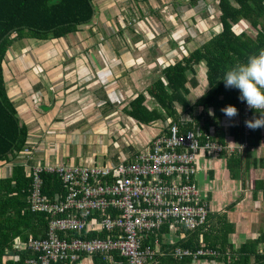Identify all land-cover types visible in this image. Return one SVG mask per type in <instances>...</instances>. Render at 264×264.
Wrapping results in <instances>:
<instances>
[{"label":"crops","instance_id":"obj_1","mask_svg":"<svg viewBox=\"0 0 264 264\" xmlns=\"http://www.w3.org/2000/svg\"><path fill=\"white\" fill-rule=\"evenodd\" d=\"M95 1L98 3V0ZM194 7L197 5H189L185 11L183 7H180L182 10H177V14L186 15L184 20L186 26H178L177 23L174 26L170 23L167 28L168 33L158 31L155 23L145 22L146 17L136 18L134 50L126 49L124 43L113 51L111 46L103 45L105 41L98 32L97 36L100 38L96 43H98L99 55L94 53L87 29H94L97 24H100L95 25L97 11L92 23L85 26L87 31L83 36L78 30L64 39L26 40L25 45L23 43L15 51L16 55L19 53L21 55L19 62L15 56L11 57L14 46L9 48L3 62L4 84L7 95L15 106L20 124L28 130L25 146L32 150L33 159L36 162L49 164L66 163L63 157L70 160L68 146L77 147V142L80 143L78 133L91 125L102 126L99 131H93L94 133L98 132L100 135L109 133V138L105 142L107 143L106 158L113 162L123 159L125 150L122 151L120 148L115 153H108L109 144L120 141L119 135L124 136L126 131L127 133L131 131L130 127L137 129L138 133L133 132L136 134V141L140 144L139 148L132 145V148H129L132 152L142 149L143 145L146 146L148 138L159 134L166 120L140 126L116 110L106 115V108L110 105L115 107L114 105L117 104L121 106V109L137 94L146 93L147 87L157 78L161 69L174 59L178 60L182 52H186L185 50L192 51L212 35L221 32V25L218 23L219 10L214 3L210 6L214 9L216 16L212 21L208 19L205 11L197 13ZM104 10L101 8V11ZM192 10L194 14L203 13L205 18H199L198 15L189 18L188 13H192ZM104 14H107V11H104ZM176 17L177 15H174L175 20ZM110 20L111 18L108 20L104 18L108 27L111 26ZM121 28H123L122 25ZM233 31L236 34L246 32L252 37L256 34L245 20L235 24ZM76 38L83 39L84 43H81L83 48L79 47L80 44H75ZM105 40H109L113 46L116 45V42L108 37ZM199 41L201 42L198 43ZM126 44L130 45L129 42ZM6 66L10 71L6 70ZM155 73L158 74L155 75ZM198 75L200 86L191 93L192 101L206 88L204 69L200 70ZM93 108H97L100 115L99 121L96 119L95 122H99L97 125L92 122ZM103 115H105L104 118ZM110 118H116V122L120 126L124 124L127 129L118 125L121 129L118 132L114 127L103 126ZM225 121L226 119L221 121L222 129L227 131L232 126H227ZM235 122L234 118L231 124L234 125ZM132 123H135L136 127ZM80 125L83 127L79 130L75 129L74 126ZM224 137L222 143L234 148L233 151H224L219 155L200 153L196 159L194 177L195 185L200 190L202 201L208 211L207 220H211V223L216 226L215 231L205 234L206 229L172 230L166 225L158 234L161 248H165L164 243L175 245L177 242L187 241L189 236L193 235L194 242L198 244L201 241L204 245H214L216 248L231 245L234 250H238L248 241L264 236V195L261 190L254 192V182L264 179V128L260 130L259 144L248 151H245L246 148L241 149L239 146L242 143L235 140L233 136L224 134ZM61 143H65L63 145L65 153L61 149ZM8 158H10L8 161L0 163V179L9 177L12 168L21 161L18 154ZM91 158L92 156L89 157ZM145 244L149 245L148 242ZM257 247L262 254L263 244L258 243ZM10 252L7 248L4 251L8 254H11ZM226 260L229 261L227 258ZM226 260L200 259L193 263L227 264ZM78 264H93V262L86 257Z\"/></svg>","mask_w":264,"mask_h":264},{"label":"trees","instance_id":"obj_2","mask_svg":"<svg viewBox=\"0 0 264 264\" xmlns=\"http://www.w3.org/2000/svg\"><path fill=\"white\" fill-rule=\"evenodd\" d=\"M94 1L0 0V163L8 161L10 159L8 157H13L25 148L28 131L20 124L15 106L6 92L3 62L7 51L18 43L21 46L26 40L64 39L76 33L81 26L91 23L95 15ZM149 1L151 0H140L142 3ZM199 1L201 0L188 2L186 0V3L194 6ZM212 1L217 4L219 10L218 23L221 25V32L212 35L192 51L182 52L178 60L160 70L157 78L147 87L146 93L141 92L127 101L119 112L140 125L165 121L167 118L178 121L191 117V122L180 127L181 133L193 129L194 124H201L205 131L212 128L214 137L220 143L224 142V134H227L240 143L244 142L245 151H248L259 144L261 128L249 129L248 134L244 135L245 117L242 110L243 102L239 99L240 93L236 89H226L223 80L227 69L246 63L249 56L264 49V0ZM240 20H245L256 31L254 37L246 32L236 34L233 31V26ZM196 68H200L201 71L204 69L206 88L199 97L191 101L189 96L200 86L198 75L200 71L198 73ZM145 94L151 101H147ZM227 105L235 106L239 115L235 117V124L225 131L222 129L221 121L226 117L220 109ZM209 109L213 114H209ZM260 115H264V110H252L248 119L253 116L259 118ZM40 176L41 193L49 201L53 200L55 195L65 196V190L56 175L42 173ZM30 187L31 180L20 165L12 168L9 177L0 179V264L8 254L4 253L5 249H10L15 237H20L21 240L28 237L42 238L47 232L48 215L41 212L32 213L28 209L27 196ZM259 190L264 195V179L254 182V192ZM62 216L58 215L57 219L63 218ZM215 228L216 226L208 219L198 230L206 229L207 232L204 233L207 234L210 231L213 233ZM58 236L62 238L61 233H58ZM88 236L96 237L100 234L92 231ZM194 239L195 236L191 235L185 242L164 245L169 248L181 246L192 249L199 245ZM258 243L263 244L262 254L257 247ZM208 246L221 254L218 258H205L208 260H226L225 255L228 252L230 258H227L229 260H226L227 264H264V236L248 241L238 250H234L231 245L229 247L222 245L219 248L206 245ZM19 253L22 252H11L13 255ZM111 255L113 257L114 252ZM90 259L93 264H110L109 260L102 258L100 254H93ZM156 260L158 261V256ZM159 264L194 263L189 258L175 260L167 256L159 258Z\"/></svg>","mask_w":264,"mask_h":264},{"label":"built area","instance_id":"obj_3","mask_svg":"<svg viewBox=\"0 0 264 264\" xmlns=\"http://www.w3.org/2000/svg\"><path fill=\"white\" fill-rule=\"evenodd\" d=\"M242 110L249 120L253 109L243 102ZM187 122L191 120L186 117L167 118L163 130L137 152L126 142L123 159L115 163L36 162L25 146L18 153V165L31 180L28 209L48 215L47 232L42 238L15 237L9 250L22 253L7 254L1 264H75L93 254L102 255L110 264H159V258L167 256L194 262L221 256L201 241L192 249L161 248L158 238L166 225L172 230L195 231L205 224L208 211L194 182L197 156L234 149L220 143L213 129L205 131L201 124L181 133L180 127ZM248 131L244 123V135ZM239 147L246 148V144ZM42 173L56 175L65 196L55 195L51 201L43 196ZM58 215L63 218L57 219ZM92 231L100 236L89 237ZM225 257L230 258L228 253Z\"/></svg>","mask_w":264,"mask_h":264},{"label":"rangeland","instance_id":"obj_4","mask_svg":"<svg viewBox=\"0 0 264 264\" xmlns=\"http://www.w3.org/2000/svg\"><path fill=\"white\" fill-rule=\"evenodd\" d=\"M188 2V0H187ZM96 5L95 11H97V17L95 19V25L97 23H100L99 25L97 24L94 29H87L88 34H89V40L91 41L92 44V49L95 51L94 53L98 54V43L100 37H103L105 43L103 45L111 46L113 48V51L117 49L118 47L120 48L124 43H125V48L128 50H134V44H135V37L136 33L134 30H136V18H145L147 21H150L151 24L155 23L157 25V30L162 31V33H168L167 28L170 26V23L172 25H177L178 26H186L184 20L186 19V15L181 16V14H177V10H182L180 7L184 8V11L189 8V4L186 3V0H155L154 2L149 1L146 4L140 2V0H98V3L95 1L94 2ZM151 3V4H150ZM216 5L215 2L212 0H201L199 1L196 5L197 7H194V9L197 10V13H200V11H205V14L207 15L208 19L210 21L214 20L216 18L214 9H212L210 6L211 5ZM163 6H166V8H163ZM101 8L105 9L104 11H107V14H104V11H101ZM137 8V10H136ZM193 11V10H192ZM96 15V14H95ZM174 15H177L176 20L174 19ZM193 15H198L199 18H205V15L203 13L201 14H194V11L192 13H188V17L192 18L194 17ZM214 15V16H212ZM105 20H108L111 18L109 21V24H111L110 27H108V23L105 24ZM197 19V17L195 18ZM200 23L202 20H198ZM206 21H208L206 19ZM120 22V23H119ZM114 24V25H113ZM121 25L123 28H121ZM85 26L79 28V33L83 36V34L87 31L85 30ZM83 33H81V32ZM101 33L102 36L98 37L97 33ZM121 34V35H120ZM79 35V36H81ZM110 39L111 41H115L116 45L114 46L110 44V41L108 42L105 39ZM75 44L79 45V47L83 48L81 43H84L83 39L81 38H76ZM127 42L130 43V45L126 44ZM199 41L198 43H200ZM90 43V42H88ZM95 43V44H94ZM20 43L16 44L13 49L14 52L11 53V57L15 56L17 62L20 61V53L16 55V49L20 48ZM25 45V42H24ZM117 46V47H116ZM192 47V45H189ZM79 47L77 50L79 51ZM62 51H64L63 46L61 47ZM190 52V50H188ZM5 59V58H4ZM176 60V59H174ZM173 60V61H174ZM171 61V62H173ZM7 67V66H6ZM9 68L7 67L6 70ZM15 68L13 67V70ZM5 70V72H6ZM12 70V73H13ZM197 72L201 70L200 68H196ZM10 71V70H8ZM15 73L17 71H14ZM20 72V71H19ZM44 73V72H43ZM42 73V74H43ZM45 74V73H44ZM158 73H155V75ZM42 79L44 80V76L42 75ZM46 84V83H44ZM147 101H151V98L145 94ZM193 96H189V99L192 101ZM149 105V102H147ZM115 107H107L106 108V115L110 112H113L116 110L117 112L120 110L121 106H118L117 104L114 105ZM91 113L93 118L92 122H96L98 119H100L99 112L97 111V108H93L91 110ZM94 116H97L94 118ZM105 115H103L104 118ZM116 118H110L108 120V123H105L103 126H108L109 128H116L117 131H121V128H125L124 124L121 126L116 122ZM114 120V121H113ZM99 122L95 123L94 125H97ZM120 127H119V126ZM75 129H80L83 126H74ZM102 126H88L83 130V132L78 133L80 135L79 141L80 143L77 142V147H72L68 146L67 151L70 150L68 153L70 160H67L66 158L63 157L64 161L66 163H74V164H79V165H87V164H107L108 161H112L110 159L106 158L107 154V143H105L108 140V134L106 135H100V133L96 132L94 133L93 131H99V129ZM68 129V128H67ZM135 128H132L131 131H126V134L124 132V136L119 135V140L118 142L114 141L112 144H109L108 147V153H115L117 150L121 148L122 151L125 150L127 147L126 142L129 143L131 146L135 145L136 148L140 147V144L138 141H136V134L133 131H136L138 133L137 129L134 130ZM77 130V131H78ZM115 138H113L114 140ZM136 142V144H135ZM105 143V144H103ZM65 143H61V149L65 153V150H63V145ZM84 144V145H83ZM102 144V145H101ZM80 146V147H79ZM78 153L80 154L78 156ZM89 159V157H91ZM111 158V157H110ZM115 163V162H113Z\"/></svg>","mask_w":264,"mask_h":264},{"label":"clouds","instance_id":"obj_5","mask_svg":"<svg viewBox=\"0 0 264 264\" xmlns=\"http://www.w3.org/2000/svg\"><path fill=\"white\" fill-rule=\"evenodd\" d=\"M223 82L226 89L239 91V99L245 102L249 109L264 110V49H260L258 54L249 56L246 63L227 69ZM220 111L226 117L225 124L233 126L231 121L239 115L238 109L227 105ZM209 114H213L211 109ZM186 118L191 119V117ZM244 123L250 130L264 128V115H260L259 118L253 116Z\"/></svg>","mask_w":264,"mask_h":264},{"label":"water","instance_id":"obj_6","mask_svg":"<svg viewBox=\"0 0 264 264\" xmlns=\"http://www.w3.org/2000/svg\"><path fill=\"white\" fill-rule=\"evenodd\" d=\"M93 18H95V15H94V17ZM91 23H92V21H91Z\"/></svg>","mask_w":264,"mask_h":264}]
</instances>
